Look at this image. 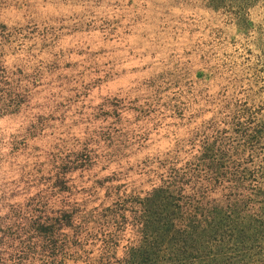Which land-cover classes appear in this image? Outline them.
Returning a JSON list of instances; mask_svg holds the SVG:
<instances>
[{
    "label": "rangeland",
    "instance_id": "rangeland-1",
    "mask_svg": "<svg viewBox=\"0 0 264 264\" xmlns=\"http://www.w3.org/2000/svg\"><path fill=\"white\" fill-rule=\"evenodd\" d=\"M247 93L264 96V0L241 18L207 0H0V212L62 177L58 204L144 193L146 160L212 115L205 100Z\"/></svg>",
    "mask_w": 264,
    "mask_h": 264
},
{
    "label": "trees",
    "instance_id": "trees-1",
    "mask_svg": "<svg viewBox=\"0 0 264 264\" xmlns=\"http://www.w3.org/2000/svg\"><path fill=\"white\" fill-rule=\"evenodd\" d=\"M207 1L236 18L252 2ZM25 94L16 92L17 105ZM205 101L216 102L212 115L166 156L146 160L158 178L150 190L58 204L57 190L70 191L62 177L24 203L4 202L0 264H264V96Z\"/></svg>",
    "mask_w": 264,
    "mask_h": 264
}]
</instances>
